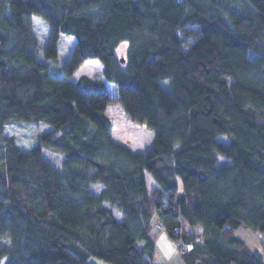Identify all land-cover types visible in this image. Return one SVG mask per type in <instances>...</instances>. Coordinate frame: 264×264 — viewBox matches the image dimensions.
<instances>
[{
	"label": "trees",
	"instance_id": "obj_1",
	"mask_svg": "<svg viewBox=\"0 0 264 264\" xmlns=\"http://www.w3.org/2000/svg\"><path fill=\"white\" fill-rule=\"evenodd\" d=\"M60 34L76 44L51 74ZM109 103L150 149L113 140ZM14 123L52 130L23 150ZM241 228L264 251V0H0V264H158L161 232L192 244L184 264H264Z\"/></svg>",
	"mask_w": 264,
	"mask_h": 264
},
{
	"label": "rangeland",
	"instance_id": "obj_2",
	"mask_svg": "<svg viewBox=\"0 0 264 264\" xmlns=\"http://www.w3.org/2000/svg\"><path fill=\"white\" fill-rule=\"evenodd\" d=\"M33 31L39 44V57L42 58L41 53L43 46L48 42L51 35L50 26L39 15H33ZM76 44L74 36L60 34L57 41L56 57L49 61L50 73L60 74L61 67L69 59ZM129 51V42H122L116 49L118 57H127ZM103 69V65L99 60H89L82 64V66L72 76L71 81L78 82L83 76L94 78V76ZM168 82H164L167 87ZM105 114L113 123L112 138L116 143L129 147L133 152L144 153L151 148L154 131L148 129L145 125L133 122L130 120L122 106L119 103H109L105 110ZM52 130V127L44 123H14L5 127L4 132L7 136H14L16 144L23 150L33 148L37 143L39 136L45 132ZM60 134L56 136L59 137ZM218 142L228 143L226 136L218 138ZM45 157L57 168L61 167L63 156L44 150ZM218 164L229 162L225 158L218 156ZM147 182L149 190L156 186L153 179L147 175ZM115 215L118 219L122 216L115 210ZM157 257L156 263L160 264H184L181 254L183 251L172 242L165 232H161L156 237Z\"/></svg>",
	"mask_w": 264,
	"mask_h": 264
},
{
	"label": "crops",
	"instance_id": "obj_3",
	"mask_svg": "<svg viewBox=\"0 0 264 264\" xmlns=\"http://www.w3.org/2000/svg\"><path fill=\"white\" fill-rule=\"evenodd\" d=\"M74 83H77V82H74ZM237 235L243 242H245L249 251L253 253L255 256H257L258 258H260L264 263V251L262 249V237L259 235V233L251 229H248V228H241L238 231Z\"/></svg>",
	"mask_w": 264,
	"mask_h": 264
},
{
	"label": "built area",
	"instance_id": "obj_4",
	"mask_svg": "<svg viewBox=\"0 0 264 264\" xmlns=\"http://www.w3.org/2000/svg\"><path fill=\"white\" fill-rule=\"evenodd\" d=\"M160 229H161V227H160ZM183 230L185 231L186 234L187 233H192L187 225L184 226ZM199 241H201L200 237H199ZM176 246H178L183 252H186L187 250H191L192 249V244L191 243L183 244L181 241L177 242ZM156 255H155L154 259H153V262H156V257H157ZM151 262H152V260H151Z\"/></svg>",
	"mask_w": 264,
	"mask_h": 264
}]
</instances>
